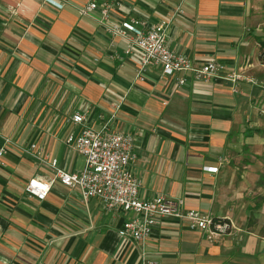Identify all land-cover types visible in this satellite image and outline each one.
Returning a JSON list of instances; mask_svg holds the SVG:
<instances>
[{
	"label": "crops",
	"instance_id": "crops-1",
	"mask_svg": "<svg viewBox=\"0 0 264 264\" xmlns=\"http://www.w3.org/2000/svg\"><path fill=\"white\" fill-rule=\"evenodd\" d=\"M91 1L96 9L83 14ZM175 4L0 0V264H264V236L247 227L239 203L253 176L239 170L253 167L241 154L259 130L264 92L244 81L234 88L223 76L178 86L177 75L161 77L151 66L136 80L138 55H126L127 38L108 31L133 18L155 24ZM167 44L193 65L213 59L224 72L264 81V0H185ZM80 111L91 128L108 122L133 136L140 198L180 199L200 215L228 219L229 230L210 241L165 218L142 243L120 238L127 215L83 201L39 160H57L67 173L83 169L84 158L65 144L75 132L68 120ZM34 178L51 182L43 201L24 191Z\"/></svg>",
	"mask_w": 264,
	"mask_h": 264
},
{
	"label": "built area",
	"instance_id": "built-area-1",
	"mask_svg": "<svg viewBox=\"0 0 264 264\" xmlns=\"http://www.w3.org/2000/svg\"><path fill=\"white\" fill-rule=\"evenodd\" d=\"M185 0H176L169 16L162 17L155 24H148L143 18H133L128 23L109 28L111 36L127 38L126 55L136 52L140 67L135 79L143 81L142 72L146 67H159L161 77H175L178 86L193 82H209L219 76L229 81L234 88L240 82H247L259 87L264 92V81L243 73L241 69L224 72L216 60H208L201 65H193L188 58L179 52L172 51L167 44V31L171 23L183 12ZM94 1L88 3L83 14L95 10ZM101 14L107 18L108 8L105 5ZM87 113L75 112L68 122L75 132L67 135L65 144L84 158L81 171L67 173L58 166L57 160L39 159L53 169L57 181L67 187L77 188L83 201L96 198L107 212L127 215L117 233L124 240L142 243L161 219L173 218L182 220L190 230H199L212 241L216 236L226 233V225L215 222L212 216H203L194 209H186L182 200L166 198L162 195L151 199L138 196L139 180L132 175L130 167L135 160L133 136L127 132H116L109 129L108 122L99 129L87 125ZM9 143V140H6ZM34 146H31L33 150ZM5 153L0 150V156ZM216 172V168H205ZM51 187V182L43 178L31 179L24 191L28 197L43 201ZM143 264H151L145 262Z\"/></svg>",
	"mask_w": 264,
	"mask_h": 264
},
{
	"label": "rangeland",
	"instance_id": "rangeland-1",
	"mask_svg": "<svg viewBox=\"0 0 264 264\" xmlns=\"http://www.w3.org/2000/svg\"><path fill=\"white\" fill-rule=\"evenodd\" d=\"M262 52V49H260ZM264 53L261 57L264 58ZM263 98V96H262ZM256 107V106H255ZM256 118L260 122L259 130H255L256 134L248 141L250 144L244 145L243 156L246 162L251 166L244 170L242 165L239 170L252 172L253 176L248 183L244 184L245 190L242 200L239 202L242 206V212L247 216V227H259V234L264 236V107L259 104L257 107ZM250 161V162H249ZM253 161V164L251 163ZM79 158L78 166L81 165ZM247 164V163H244ZM251 209H247V206Z\"/></svg>",
	"mask_w": 264,
	"mask_h": 264
},
{
	"label": "trees",
	"instance_id": "trees-1",
	"mask_svg": "<svg viewBox=\"0 0 264 264\" xmlns=\"http://www.w3.org/2000/svg\"><path fill=\"white\" fill-rule=\"evenodd\" d=\"M261 56V55H260ZM213 221L215 222H219V223H223L226 225L227 229L226 231L229 230V227H230V223L228 221V219H224V218H216V217H212Z\"/></svg>",
	"mask_w": 264,
	"mask_h": 264
}]
</instances>
